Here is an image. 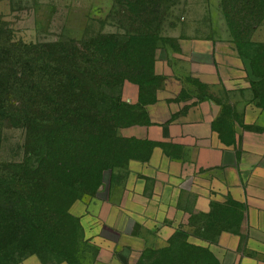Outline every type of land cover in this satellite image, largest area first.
<instances>
[{
	"label": "rangeland",
	"instance_id": "obj_1",
	"mask_svg": "<svg viewBox=\"0 0 264 264\" xmlns=\"http://www.w3.org/2000/svg\"><path fill=\"white\" fill-rule=\"evenodd\" d=\"M209 1L149 0L150 13L141 15L136 3L142 0H0V161L11 169L43 164L50 177L38 188L57 214L56 226L48 231L51 240L15 264H213V254L203 246L206 241L227 232L223 240L229 246L213 249L230 259V234L239 228L241 240L246 239V204L227 199L214 203L209 215L199 210L207 186L229 190L222 183L223 172L216 180L203 176V133L198 134L203 127L196 129L199 139L193 140L183 134L178 120L162 117L167 107L182 114L187 94L182 89L161 101L167 95L156 71L167 68L157 60L168 56L177 33H199L206 26L220 34L218 23L203 24ZM258 25L253 23L254 29ZM259 40L234 45L244 61L260 50L255 77L263 80L249 85L264 107L263 49L255 45L262 44ZM100 41L121 52L120 64L140 75L138 82L123 80L104 87L103 94L96 89L74 96L59 92L60 102L53 105L50 96L57 93H37L27 78L15 73L18 55L28 62L48 58L57 68L76 67L77 52ZM237 93L221 97V113L212 129L221 131L224 149L233 147L247 167L246 135L230 132L231 127L238 132L250 127L240 119ZM43 102L48 107L37 123L28 126L15 119ZM79 115L85 123L80 124ZM258 119L263 125V111ZM71 146L78 148L75 154H70ZM225 161L232 162V157Z\"/></svg>",
	"mask_w": 264,
	"mask_h": 264
},
{
	"label": "crops",
	"instance_id": "obj_2",
	"mask_svg": "<svg viewBox=\"0 0 264 264\" xmlns=\"http://www.w3.org/2000/svg\"><path fill=\"white\" fill-rule=\"evenodd\" d=\"M223 2L224 0H210L205 7H214L216 11L213 13L208 9L203 13V24L218 23L217 31L220 34H215L213 27L206 26L199 33H177L173 35L176 41L170 45L168 56L157 60L167 68V72L156 71V75L162 77L161 91L167 95L161 101H165L168 96L178 95L182 89H186L187 94L182 114L176 113L177 108L167 107L163 109L162 117L178 120L185 127L183 134L191 136L193 140L199 139L196 129L203 127V132L201 130L198 133H203V147L199 146L203 150V166L206 168L203 176L210 181L217 179L218 172L224 173L222 183L229 190L219 191L213 187V191L208 190L207 186L206 192L201 196L203 208L200 207L199 210L209 215L215 210L212 206L214 203L224 204L227 199L246 204L244 211L247 218L243 225L248 230L247 237L241 240L239 228L237 233L230 234V247L233 250L230 259L218 255L213 249L229 246L223 240V235L227 232H221L219 238L216 236L203 245L213 254V263L264 264V123L262 125L258 119L259 114L262 111L264 113V107L258 105L260 98L256 97L254 87L249 85V81L261 82L263 79L255 77L249 59L245 58L244 61L237 54ZM244 21L251 20L247 18ZM255 22L259 25L249 38L262 39L258 43L264 44V12ZM173 82L176 83L175 86L171 85ZM236 92L238 96L235 101L240 119L250 127L240 128L241 132H238L237 127H231L230 132L235 136L238 133L246 135L242 142L247 150V167L238 159L233 147L224 149L225 145L219 138L221 131L212 129L214 120L221 113V97ZM189 145L196 147L195 143ZM228 155L232 157V162L225 161ZM175 169L178 170L179 165ZM243 188H246V193Z\"/></svg>",
	"mask_w": 264,
	"mask_h": 264
},
{
	"label": "trees",
	"instance_id": "obj_3",
	"mask_svg": "<svg viewBox=\"0 0 264 264\" xmlns=\"http://www.w3.org/2000/svg\"><path fill=\"white\" fill-rule=\"evenodd\" d=\"M148 2L149 0H142L140 4L136 3V6L139 7L138 13L141 15L150 13L147 6ZM159 6L160 4H155L156 11H158ZM223 9L229 20L228 26L233 35V42L240 48L242 47L240 43L243 40H249L254 30L253 23L256 24L255 21L263 15V0H224ZM247 18L251 21H244ZM144 23L148 24V22ZM139 33L142 32L136 31L134 34ZM255 45L263 49L261 56L263 61L259 62V65L264 66V44L256 43ZM112 51L107 42L93 43L78 51L73 57L76 67L72 63V66H65L64 68H57V66L51 64L48 58L36 59V61L31 59L28 62L27 59L18 55L19 65L15 73L20 77L27 78L31 84V89L37 93H43V91L57 93V96H50L53 105L60 102L59 92L74 96L78 91L80 95V92L87 94L92 91L91 89H96L103 94L104 87L119 84L123 80L127 79L133 83L138 82L140 75H132L120 64L118 56H121V52ZM259 52L260 50H255L254 55L247 56L254 73H256L255 67L258 62L256 55ZM112 63L118 64L114 65ZM16 79L19 80V77L16 76ZM41 100L39 99V101ZM119 102L121 101L118 97V104H116L118 108ZM47 107L43 102L39 108H31L26 115L15 117V119L18 121L22 119L23 123L30 126L36 120H40L38 116H41L42 109H47ZM79 109H81L80 100ZM53 110H55V107H53ZM75 115L76 113H74ZM82 116L79 115V118L81 117L80 124L85 123ZM75 121L77 120L75 119ZM57 122L59 121L57 120ZM60 126L61 128L73 127L68 124L63 126L60 124ZM59 132L65 133L63 129ZM53 135H56V133ZM53 142L60 143L61 139ZM77 151V147H70V154H75ZM42 165L32 168L33 170L24 164L11 169L0 161V264H15L19 258L37 252L36 247L38 245L51 240L48 239L50 238L48 231L50 225L56 226L57 214L52 211L50 201L38 188L40 182H45L46 178L50 177L49 173L44 172ZM52 176H55V174H52Z\"/></svg>",
	"mask_w": 264,
	"mask_h": 264
}]
</instances>
